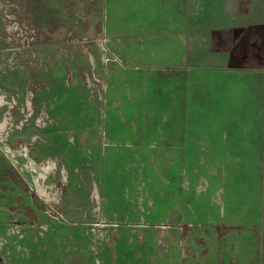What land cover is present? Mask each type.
<instances>
[{
    "label": "rangeland",
    "instance_id": "obj_1",
    "mask_svg": "<svg viewBox=\"0 0 264 264\" xmlns=\"http://www.w3.org/2000/svg\"><path fill=\"white\" fill-rule=\"evenodd\" d=\"M0 264H264V0H0Z\"/></svg>",
    "mask_w": 264,
    "mask_h": 264
},
{
    "label": "crops",
    "instance_id": "obj_2",
    "mask_svg": "<svg viewBox=\"0 0 264 264\" xmlns=\"http://www.w3.org/2000/svg\"><path fill=\"white\" fill-rule=\"evenodd\" d=\"M221 38L217 40V56H221L222 54H230L231 46L229 44L222 45ZM224 62L222 60H217V86H215V92L213 91V99L209 102L214 107V118H220L222 113L220 114L218 108L222 101H225L227 105L226 110V119H230L229 114V106H230V95L231 88L230 82L232 81H240L242 82L244 79L247 80L248 77L251 79V85L253 81L254 74L250 73L248 75V68L244 67L242 61L240 59H234L232 62L229 61ZM244 71L245 73H242ZM241 72V73H239ZM252 72V70H251ZM247 92V91H246ZM237 90L235 89V92ZM241 93L245 92L241 90ZM225 98V99H223ZM228 124V123H227ZM216 127L204 128V129H182L181 133L172 134L167 139V142L175 145L172 147L173 150L185 151V150H209V151H222L226 150V145L231 144L232 141L230 139L229 131H222L219 129L217 132ZM252 134V132H251ZM223 145V146H220Z\"/></svg>",
    "mask_w": 264,
    "mask_h": 264
},
{
    "label": "bare ground",
    "instance_id": "obj_3",
    "mask_svg": "<svg viewBox=\"0 0 264 264\" xmlns=\"http://www.w3.org/2000/svg\"><path fill=\"white\" fill-rule=\"evenodd\" d=\"M39 191H40V193L43 195L44 192L40 189V187H39Z\"/></svg>",
    "mask_w": 264,
    "mask_h": 264
}]
</instances>
